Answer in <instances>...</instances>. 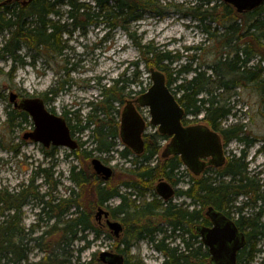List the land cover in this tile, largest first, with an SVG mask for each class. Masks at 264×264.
Instances as JSON below:
<instances>
[{"label": "trees", "instance_id": "16d2710c", "mask_svg": "<svg viewBox=\"0 0 264 264\" xmlns=\"http://www.w3.org/2000/svg\"><path fill=\"white\" fill-rule=\"evenodd\" d=\"M93 1L94 4L81 0H31L27 5L7 4L4 8H0V35L8 36L0 48V60L9 56L14 65L37 67L39 57L47 58L50 63L63 58L65 65L60 66L58 63V74L61 75L62 71H65V74L70 75L75 64L72 65L67 58L70 46L69 40H65L64 35H73L75 31L86 34L90 26L98 27L102 23H105L110 30L128 29L127 24L141 21L147 12H154L158 16L165 14L155 0ZM197 1L199 3L195 2L185 14L192 16L198 22V27L207 34L208 40L212 41L213 46L208 53L222 54L223 50L234 48L239 43L237 36L248 34L257 36L255 53L260 57L257 71L254 67L242 70L245 64L241 63L240 57L237 56L232 61L220 62L217 67L221 73L218 72V76L212 77L208 76L211 67L205 72L202 71L204 63L200 62V56L198 58L197 54L190 58L189 63L180 64L183 58L181 54L160 50L152 42L144 44L137 42L141 59L133 63L136 69L135 75L138 76L141 63L148 72L153 67L159 69L165 73L167 84L173 93L180 94V98L177 95L176 97L187 114H191L189 111L206 109L216 118L225 119L231 114L229 98L222 96L218 91L224 88L229 92L231 86L240 85L235 71L242 74L240 77L242 81H257L260 88L264 85V70L261 66L264 61V3L253 12L239 14L229 4L220 3L222 0ZM64 6L68 7L66 15L62 10ZM213 23L217 31H211ZM253 47L254 40L250 37L249 53ZM248 49H245L247 53ZM187 50L205 51L206 49L200 45L188 47ZM26 57L31 58L28 60ZM197 58L199 62L194 68L193 64ZM176 64H180V68L173 67ZM69 65H72V68H69ZM15 69L16 66H13V70ZM229 70H232V76L223 77V73ZM195 71L197 74L191 79L185 78L184 75ZM255 77L256 79H252ZM179 80L182 82L176 86ZM67 83L69 81L59 80L58 90H63ZM132 84L133 81L118 78L113 80L110 86L102 85L101 99L98 103L92 104L94 109L85 117V122L76 116L71 126L69 125L78 132L92 131L90 136L92 140L81 145V147L87 146L83 150L79 147L68 155L78 161L90 160L92 167V159L98 156V153L107 154L109 158L114 157L111 153L121 154V158L131 165L127 170L131 176L130 180L124 182L119 189H108L91 167L89 171H83L73 164L68 179L74 183L75 188H69V194H55L61 181L52 182L54 171L52 168L42 167H39L28 181L22 182L15 189H0V264H103L96 253L90 260L82 259L81 254L94 240L103 239L106 233L95 226L94 211L98 206L110 201L111 197L118 196L122 200L114 211L123 215L121 220L125 224V229L120 238H113L115 242L112 251L124 254L126 264H140V262H131L128 256L132 248L143 240H147L164 256L162 264H205L206 255L202 246L188 249L187 243L190 240L187 235L192 238V231L188 226L193 224L197 228L199 224H203V214L209 207L214 209L222 207L227 211V206L223 207V204L225 206L227 200L229 202L236 200L240 196L241 188L235 183V178L225 183L220 171L214 170L206 175H194L191 183L193 193L187 190L183 192L181 189L177 192L179 196H183L184 193L187 194L188 199H194L196 206L191 219H188L185 207L175 203L162 204L155 192L156 181L164 178L176 186L180 178H176L175 173L178 171L175 169L180 171L182 165L177 156L166 160L163 165L160 164V150L164 136L158 132L145 134V150L142 156L134 155L127 147L123 151L117 148L116 139L120 134V121L113 116L116 111L115 104L123 103L126 95L130 96L133 93L130 91ZM58 90L53 92L57 94ZM44 100L46 102L45 98ZM206 100L208 106L204 105ZM99 113L103 114L104 118L97 119ZM117 113L120 115L121 112ZM7 115L6 121L10 127L21 126L30 121L29 114L16 107L8 111ZM228 131L235 138L241 139L242 130L237 125L231 126L226 132ZM91 143L93 146L89 148L88 145ZM51 153H56V150ZM141 157L145 165L140 161ZM102 159L108 161L103 156ZM236 163L237 166L241 164L239 161ZM232 167L233 165H230L228 168L231 174ZM39 178L44 179L45 184L49 185L48 191L42 193L41 187L36 184ZM140 178L142 186L139 182ZM86 186H89L91 196L84 198L78 192ZM30 204H37L40 212L33 225L27 228L23 224L24 209ZM230 213L235 216L241 213L247 217L251 212L232 210ZM42 221L45 226L41 225ZM238 225L246 233L247 243L238 255L237 264L258 263L259 256L263 258L258 264H264V249L260 247L264 239L262 217L250 215L248 218H241ZM89 234L94 235L93 240H89ZM197 234L199 235L196 231L194 235L196 238ZM106 235L111 238L110 234ZM78 242H83V247L75 248ZM182 243L185 250L180 253ZM34 249L42 256L38 260L31 261L29 253Z\"/></svg>", "mask_w": 264, "mask_h": 264}, {"label": "rangeland", "instance_id": "374dc122", "mask_svg": "<svg viewBox=\"0 0 264 264\" xmlns=\"http://www.w3.org/2000/svg\"><path fill=\"white\" fill-rule=\"evenodd\" d=\"M83 1L94 4L93 0ZM155 1L163 8L165 14L158 16L154 12H147L141 21L127 24L128 29L117 28L110 30L105 26V23H102L98 27L90 26L86 34L75 31L73 35H64V39L69 40L68 43L70 46L67 51V58L72 65L75 64L73 67L74 70L70 75L65 74V71H62L61 75L58 74V63L60 66L65 65V62H63L65 59L63 58L50 63L47 58L39 57L37 59V67L31 65H14L12 58L9 56L0 60V189H15L22 182L28 181L31 175L38 171L39 167H42L52 168L54 171L52 182L57 180L61 181V185L56 190L57 192L54 193L57 195H66L70 192L69 188H75L74 183L68 179L71 166L73 164L77 165L78 168L83 171H89L91 167L90 160L79 159L78 161L73 157H68L71 151L65 147L57 148L56 153H51L52 149H47L40 143L25 140L24 135L34 129L31 118L30 121L21 126L10 127L6 121L8 116L7 113L12 108H15L14 103L10 100L11 93L19 94L24 97L45 98L48 109L64 117L71 126V122L76 116H79L78 119L85 122V117L94 109L92 104L98 103L101 99L102 85L110 86L113 84V80L118 78L127 79L133 81V84L130 86V91L133 93L130 96L126 95L123 103H116V111L113 113V116L121 121V115L127 101L136 100L142 93V90H148L152 85L150 73L144 64L142 65L141 63L139 74L138 76L135 75L136 69L133 63L141 59V53L137 46V42L143 44L152 42L160 50L171 51L173 54H181L183 58L180 64L189 63L191 60L190 58L194 57L195 54H197L198 58L200 56L201 63L213 59L212 55L208 53L213 46L212 41H209L207 34L198 27V22L192 16L186 15L188 12L187 9L191 8L195 2L199 3V1ZM67 9L68 7H63L62 10L64 15H66L65 12ZM215 27L216 25L213 23L211 31H217L218 29H215ZM7 38V35H0V48ZM200 45L205 47L206 50H187L188 47ZM214 54L216 57L219 55L217 52H214ZM22 56H24L23 53ZM29 58L31 57H26L28 60ZM198 58L193 64V67L199 62ZM180 64L173 65V67L180 68ZM72 65H69V68H72ZM13 66H16L15 70H13ZM203 66L204 68H202V70H205L206 63H204ZM208 74H211L210 71H208ZM184 76L187 79H191L194 73L190 72ZM59 80L69 81L61 91L58 90L60 88ZM181 82V80L176 82V86ZM176 86L174 84V87ZM54 90H58V93L55 94L53 92ZM127 92H129L128 89ZM218 92L222 93V96L225 95L226 98L230 96V91L219 90ZM241 96L243 99L248 98L251 104L247 110L243 102L240 101L239 105L243 108V112L244 110L246 111L247 116L243 118L234 116L235 98L232 96L230 98L231 101H228L231 114L227 116L225 123L227 125L237 123L243 124L246 118L247 120L249 118L247 121L249 132H252L254 136L261 139V142H264V100L259 92L250 88L243 90ZM141 109L140 112L148 122L146 133L154 134L157 129L150 123L149 109L147 107ZM118 111L121 112L120 115L117 113ZM95 115L97 116V114ZM102 118H104V115L99 113L97 119ZM74 132L75 135H79L77 130H74ZM91 134L92 131L90 130L82 131V133H80V138L89 142L92 140L90 137ZM259 144L260 143H257L250 149L248 159L254 156ZM91 146H93V143L88 145L89 148H91ZM117 148L121 151L124 150L125 147L119 142V147ZM230 149L236 150V154H238V149L240 150V147L238 144L233 143ZM111 155L114 156L110 161L112 165H116V175L115 177L112 176V178H114L107 182L110 187L114 188L130 180L131 176L127 170L131 165L125 159H122L118 153H111ZM102 156L109 158L107 154L100 153H98L96 157L102 159ZM260 160V162L264 161V154ZM255 165L256 163L253 162L250 165V169H255ZM261 178L264 177L261 175L259 176V180ZM157 183L158 180L155 183V187ZM36 184L41 187L42 193L48 191L49 185L45 184L44 179H37ZM89 192L90 188L86 186L85 189L79 190L78 193L85 198L91 196ZM148 196L147 198H149ZM114 204H117V202ZM36 205L30 204L24 209L23 224L27 228L33 225L37 214L40 212V207ZM97 209L93 214L94 221ZM116 221H120V219L116 218ZM262 221L264 222V216L262 217ZM44 224L45 223L42 221L41 225L45 226ZM95 226L106 233L103 239L94 240L90 246L82 252L81 256L84 260H90L94 253H96L98 257L102 251L113 249V244L115 242L113 239L114 235L106 226V221L103 220L101 223L95 221ZM106 234H110L111 238ZM93 238L94 235L89 234V240H93ZM83 245V242H78L75 248L83 247ZM260 247L264 249V239L261 241ZM41 256L42 254L36 249L29 253L31 261L38 260ZM128 257L131 262H140V264H142V262L144 264H161L163 262V255L154 251L147 240H143L132 248ZM262 258L263 257L259 256L257 262H261Z\"/></svg>", "mask_w": 264, "mask_h": 264}, {"label": "water", "instance_id": "95a60500", "mask_svg": "<svg viewBox=\"0 0 264 264\" xmlns=\"http://www.w3.org/2000/svg\"><path fill=\"white\" fill-rule=\"evenodd\" d=\"M232 5L238 13L252 11L264 3V0H224ZM151 87L135 101H127L120 121V138L125 146L136 155L144 152L145 142L143 135L146 129V120L142 117L136 103L147 107L151 116V124L158 127L162 135L172 137L164 156L180 155L181 159L190 170L199 174L207 165L221 166L225 161L224 151L220 136L207 127L193 125L185 127L182 124L184 108L167 84V77L159 69L151 68ZM10 100L15 107L29 114L34 124V130L24 135L25 140L40 143L49 148L52 145L65 146L69 150L78 147L77 141L71 133L67 121L48 110L45 100L40 97L24 98L17 100V95L12 93ZM212 157L206 163L202 158ZM93 171L103 180L108 181L114 174L113 170L101 160L92 161ZM157 193L165 200L174 195V188L166 181H160L156 187ZM106 217V225L116 238L124 231L120 221L110 219V212L100 207L96 218ZM208 215L213 220L214 227H197L198 233L211 248L214 264H236L238 252L246 246L245 234L239 231L235 223L226 218L222 213L210 208ZM99 261L103 264H125L122 254L108 251L100 253Z\"/></svg>", "mask_w": 264, "mask_h": 264}, {"label": "flooded vegetation", "instance_id": "af4514ba", "mask_svg": "<svg viewBox=\"0 0 264 264\" xmlns=\"http://www.w3.org/2000/svg\"><path fill=\"white\" fill-rule=\"evenodd\" d=\"M4 1L5 2L0 0V8L1 7L4 8L5 5H7V4L17 5L19 3H22L23 5H27L31 0H4ZM81 1H83V0H81ZM220 3L223 4L224 1H222ZM253 11L254 10H252L250 12H253ZM244 14H246V12ZM247 27L245 28V30L247 29ZM248 35L251 38H253V40H254V47L250 53H249V49H248V40L250 39V37ZM248 35L237 36L236 38L239 39V43L234 48H229V50H227V51L223 50L222 54H219L217 57L213 53L212 54L213 59L209 60V61L206 60V62H204V63H206V68H205L206 71L209 67H211L210 73H212V74H208V76H212V77L218 76L217 73L218 72L221 73V71L218 69L217 65L220 62L223 63L225 61H227V62L232 61L237 56L240 57L241 63L244 62V64H245V67H243L242 70L244 68H247V67L250 69L254 67L255 71H257L259 63H260V57L257 55V53H255V50H256L255 42H256L257 36L255 37V36L250 35V34H248ZM226 48H228V47H226ZM245 49H248V53L245 51ZM220 59H222L223 61H221ZM261 66L264 70V66L263 65H261ZM194 68H196V67H194ZM194 70H196V69H194ZM205 70H202V71L205 72ZM237 72L235 71V74L238 75L237 79H238L240 85H237V87H233V86L230 87L229 101H231L230 98L232 96H234V98H235V105H234L235 114H234V116L235 117L239 116V117L243 118L244 116H247V114H246L245 110L243 112V108L239 105L240 101L243 102V104L245 105V109H247V110L249 109L248 107L251 105L249 103L248 98H245V99L242 98L241 95L243 93V90H247L248 88L254 89V91L259 92L261 94V97L264 100V85L260 88L257 81H253V80L242 81V79L240 78L242 76V74H239V72L238 73ZM194 74H197V71H195ZM222 76L223 77L232 76V70L225 71ZM252 79H256V77L252 78ZM222 91H227V90H225L223 88ZM176 95L178 98L181 97L180 94H178L177 92H176ZM22 98H24V96H21L18 94L17 100L19 101ZM219 103L223 106L221 101ZM204 105H207V106L209 105L207 100L205 101ZM139 110H142V109L139 108ZM189 113H191V114H187L186 110H185V114L182 118L183 125L186 127L193 126V125H197V126L201 125L203 127L209 128L211 131L218 133V135L220 136V139H221V143H222V147H223V151H224V156H225V161L221 166H218V167L215 165H207L197 175L196 173L192 172L186 165H184L180 155H170L168 157H164V152L172 140V137L165 135L164 136L165 139L161 143V150H160V160L161 161H160V164L163 165L166 160H169L170 158L177 156L178 158H180L182 165L180 167V171L177 168L175 169V171H178L175 173L176 178H180V181L178 182V184L176 186L174 185L173 182L168 181L164 178L158 179V182L166 181L174 188V195L169 200H165L155 190V192L158 196V199L162 202V204L165 203V205H168L170 203H175V204H178L179 206L185 207L187 212H188V219H191L193 217L194 206H196V205H194V199H192V198L188 199L186 197L187 194H184V193H183V196H179L177 193L178 190L181 189V190H183V192L187 190V192L193 193L191 183H193L194 175L195 176L206 175L208 173H211L214 170H219L220 174L222 175L223 182L229 183L232 181V179H234V178L236 179L235 183H237L240 186L241 193H240V196L232 202H229V200L225 199V200H227V202L225 203V206L223 204V207L227 206V208H228L227 211L223 210L222 207H220L218 209H216V208L215 209L213 208V209L219 213H222L226 218L232 220L235 223L237 229L239 231L243 232L245 234V237H246V233L244 231H242L240 226L238 225L240 219L241 218H248L250 215L252 217H254V216L263 217L264 216V178H261L259 180V176L262 175V177H264V161L260 162L261 161L260 158L264 154V142H261V139H259L257 136H254L252 134V132H249L248 122H247L249 120V118H248V120L246 118L245 123H243V124L237 123V124H233V125L232 124L227 125L225 123V119L227 117L225 119L224 118L218 119V118H216L215 115L211 114L206 109L204 111H196V112H190L189 111ZM140 114L142 115L141 112H140ZM144 119L147 120L145 117H144ZM235 125H237L242 130L241 139H237L234 136H232L230 133L231 130L226 132L227 129H229L231 126H235ZM71 130L73 132L72 136L74 137V139L78 143V148L81 147V145L83 143L88 142V141H84L82 138H80V133H82V132H78L79 135H75L74 129H71ZM118 141L120 142L119 138L116 139L117 147H119ZM233 143L238 144V146L240 147V150L238 149V152H239L238 154H236V150L230 149V146ZM257 143H260V144L256 148L254 156L253 157L251 156V159H248L250 149L252 147H254ZM85 147H87V146L86 145L82 146L81 150H83V148H85ZM57 148H60V147L52 145L51 147H49L47 149H52L51 151L53 152L54 150L57 151ZM142 155H143V153L139 156H142ZM119 156L121 157L122 155L120 154ZM95 158H93V159H95ZM142 158L143 157H141L140 161L144 162V159H142ZM93 159H92V161H93ZM107 159H108V161L103 160V159H102V161L105 164L112 167V169L114 170L113 176L115 177L116 165H114V164L112 165V162L110 161L111 158H107ZM211 159H212V157L202 158V160L205 161L206 163L210 162ZM238 161L241 162L242 165L240 164L239 166H237L236 164H238V163H236V162H238ZM253 162L256 163L255 169H252V168L250 169V165ZM140 164L142 165V162ZM144 165H145V162H144ZM230 165H233V167L231 168L232 174H231V172L228 171L229 170L228 168L230 167ZM141 173H142V169H141ZM98 178L100 180H103L100 176H98ZM113 178L111 177L108 180V182ZM103 181H104L103 183L108 187V189L109 188L110 189H119L121 187V186H118V187L112 188L108 185L107 181H105V180H103ZM139 182H140V185L142 186V179L141 178H140ZM259 188H260V190H259ZM121 200L122 199L119 196L118 197H111L110 201L104 203V205L98 206V209L100 207H102L103 209L110 212L109 217L111 220H116V218H117V219H120V221L122 222L121 219H122L123 215L117 214L114 211L118 207V205L121 203ZM141 200H142V196H141ZM115 202H117V204H114ZM98 209H97V211H98ZM209 209H210V207L207 208L203 214V219H202L203 224H199L198 226H203L206 228H213L214 227L213 220L210 217V215H208ZM141 210H142V207H141ZM228 210H230V211H232V210H237V211L244 210V211H249L251 213L247 217H245L241 213L239 215L235 216L232 213H230V211H228ZM103 220L106 221V217L104 215L102 216V218L100 220H98L96 218V214H95V221H99L101 223ZM123 225H124V229H125V224L123 223ZM195 228L196 227H194L193 224L188 226V229H190L192 231V233H191L192 238L189 235H187V237L190 240L189 243H187V246H189L188 249L192 250L195 248V246H202L204 253L206 255L205 264H214L212 261L213 255L211 253L210 246L205 243V241L203 240V238L200 234L199 235L197 234L198 235L197 238L194 236L196 231H197V229L195 231ZM246 240H247V238H246ZM184 250H185L184 249V243H182V245H180V253L183 252ZM241 250L237 254V262H238V255L240 254ZM109 251L114 252V253H118V252L112 251V250H109ZM154 251L158 252L155 249H154ZM122 255H124V254H122ZM124 259H125V264H126L125 255H124ZM163 261H164V256H163ZM237 262H236V264H237Z\"/></svg>", "mask_w": 264, "mask_h": 264}, {"label": "bare ground", "instance_id": "6f19581e", "mask_svg": "<svg viewBox=\"0 0 264 264\" xmlns=\"http://www.w3.org/2000/svg\"><path fill=\"white\" fill-rule=\"evenodd\" d=\"M147 91V90H146ZM145 91V92H146ZM12 94V93H11ZM11 94H10V96H11ZM15 94V93H14ZM143 94V93H142ZM174 94V93H173ZM17 95V94H16ZM175 95V94H174ZM176 96V95H175ZM17 97H18V95H17ZM24 98H31V97H24ZM24 98H22V99H24ZM177 98V97H176ZM21 99V100H22ZM43 99V98H42ZM177 100H178V98H177ZM179 102V101H178ZM184 112H185V109H184ZM185 114V113H184ZM143 117V116H142ZM144 118V117H143ZM65 119V118H64ZM66 120V119H65ZM214 132V131H213ZM216 133V132H215ZM218 134V133H217ZM240 135H242V134H240ZM56 146V145H55ZM58 147H65V146H58ZM65 148H67V147H65ZM78 148V147H77ZM67 149H69V148H67ZM76 150V149H75ZM94 160H101L102 161V159H100V158H98V157H96L95 159H93V161ZM103 162V161H102ZM104 163V162H103ZM105 164V163H104ZM93 165V164H92ZM105 165H107V164H105ZM107 166H109V165H107ZM93 167V166H92ZM110 167V166H109ZM111 169H112V167H110ZM113 170V169H112ZM192 171V170H191ZM113 172H114V170H113ZM192 172H194V171H192ZM195 173V172H194ZM198 175V174H197ZM262 186V185H261ZM210 208H213V207H210ZM104 251H106V250H104ZM108 252H111V251H109V250H107ZM103 252V251H102ZM112 253H114V252H112ZM115 254H120V253H115ZM74 255V254H73ZM100 256V255H99ZM124 256V255H123Z\"/></svg>", "mask_w": 264, "mask_h": 264}]
</instances>
